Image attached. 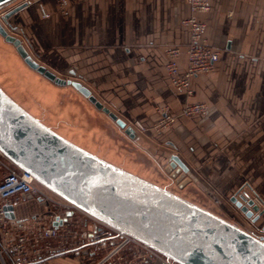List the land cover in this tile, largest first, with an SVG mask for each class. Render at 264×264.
Wrapping results in <instances>:
<instances>
[{"label": "crops", "instance_id": "obj_1", "mask_svg": "<svg viewBox=\"0 0 264 264\" xmlns=\"http://www.w3.org/2000/svg\"><path fill=\"white\" fill-rule=\"evenodd\" d=\"M65 3L60 13L56 0H32L13 14L11 26L40 65L81 83L125 123L140 121L150 128L163 106L175 118L160 134L150 130L133 138L113 121L106 155L139 177L169 183L164 168L176 155L192 179L180 190L196 195L193 203L264 237V214L252 224L231 202L242 194L264 202V0H209V11L198 18L219 57L212 72L191 79L189 98L172 87L165 70L171 46L181 49L180 73L186 65L185 0ZM45 13L48 18L42 19ZM186 102L204 103L206 111L181 116ZM44 205L21 201L13 207L14 217L48 215Z\"/></svg>", "mask_w": 264, "mask_h": 264}, {"label": "water", "instance_id": "obj_2", "mask_svg": "<svg viewBox=\"0 0 264 264\" xmlns=\"http://www.w3.org/2000/svg\"><path fill=\"white\" fill-rule=\"evenodd\" d=\"M14 1L0 0V10ZM26 5L16 6L0 20L7 24ZM0 36L31 70L54 84L71 86L125 135L134 137V130L88 88L59 78L34 61L1 23ZM0 152L53 194L175 264H264V237L86 151L28 113L1 87ZM169 160L164 171L182 189L192 180L189 170L176 155ZM231 202L252 223L264 214L246 194L232 197ZM3 209L5 217L14 218L13 206Z\"/></svg>", "mask_w": 264, "mask_h": 264}, {"label": "rangeland", "instance_id": "obj_3", "mask_svg": "<svg viewBox=\"0 0 264 264\" xmlns=\"http://www.w3.org/2000/svg\"><path fill=\"white\" fill-rule=\"evenodd\" d=\"M31 1L32 0H15L0 10V19L6 12L22 3H27L26 7H28ZM61 1L62 0H56V4L59 12L63 13L66 9V3L65 0L60 3ZM45 14L47 16L44 17V14H42V19L48 18V14ZM12 20L13 15L7 19V24L3 23L1 20L0 23L10 36H13L21 41V44L28 55L40 64L38 58H35L33 52H31V50H29L26 46L27 44L24 42L17 29L12 27ZM44 67L51 71L49 66ZM53 73L57 77L66 80L64 74L58 72ZM0 87L28 113L49 126L59 135L82 147L86 151L99 156L103 160L133 173L131 172L132 169L129 165H124L119 160H116L114 156L106 155V152H104L111 151V144L113 140L110 139L109 136H111V134L113 135V132L111 131L114 126L113 121L105 114H102L101 111L97 110L87 99L82 98L81 95L75 92L70 86L54 84L42 75L31 70L18 55L14 46L5 42L4 38L1 36ZM156 121L151 124L150 128L138 121L146 127L145 133L138 134V136L146 137L145 134H147L150 130L155 134H160L174 123L173 122L161 131H157L153 128ZM126 123H129V121H126ZM4 171L5 170H0V173H3ZM166 175L168 174L166 173ZM170 180L172 183H169L168 180L166 181L165 178L162 177H158L157 180L152 178L147 181H152L151 183L155 185L165 187L180 196H184L192 203L193 201L198 202V200L195 199L196 195L194 196L192 193H184L182 190L177 188L171 178ZM44 192L53 197V199H56V196L48 190H45ZM34 201L36 203L39 202L36 198H34ZM59 202L62 203V201ZM207 202L210 203V201ZM39 203L45 204L43 210H47V212L50 211V213H56L55 211L59 210L58 214H63L66 209V207H60L49 202L41 201ZM211 203L215 206L218 201H211ZM94 224L95 222L82 212L74 210L73 215L69 217V225L59 230L58 237L48 240L49 244L47 245H45V242L40 241L38 245L33 248L37 250L38 254H46V256L43 258L41 257L36 261H32L29 264H96L101 260V255H105L109 252V250L112 249L111 247H107V249L99 255V258L88 255V252L92 250L91 247L72 250L73 247L78 245L75 244V241L78 238V235L76 234H80L81 230H85L87 228L90 230ZM74 236L77 237L75 238ZM115 241L122 242L123 240L116 239ZM57 247L62 248V250L60 252L46 253V250L56 249ZM113 258L110 259L111 261L106 259L104 264H108L109 262L112 264H161V260L158 259L157 256L149 254L140 246L131 242L124 244L118 254ZM3 260L4 264H10L6 254H3ZM0 264H2L1 260Z\"/></svg>", "mask_w": 264, "mask_h": 264}, {"label": "built area", "instance_id": "obj_4", "mask_svg": "<svg viewBox=\"0 0 264 264\" xmlns=\"http://www.w3.org/2000/svg\"><path fill=\"white\" fill-rule=\"evenodd\" d=\"M62 2L63 0L60 3ZM185 2L189 12L188 16L182 20V24L187 28L189 33L188 42L183 49L186 65L183 72L180 73L179 58L181 56V49L177 46H171L166 51L167 62L165 70L172 87L189 98L193 94L190 83L191 79L195 76L212 72L218 60L219 51L208 44L204 36L205 23L198 18V15L209 11V0H185ZM46 16L44 14V17ZM157 111L159 118L153 125V128L161 131L172 124L175 118L169 113L167 106L160 107ZM205 111L206 105L204 103L186 102L180 110V115L192 117ZM125 124L131 127L136 134H143L146 131V127L138 121ZM0 170H5L3 173H0V260L2 264H4L3 254L9 256L14 264H29L46 256V254H38L37 250L33 248L40 241L45 242V245H47L49 244L48 240L58 237L59 230L69 225V217L73 215L74 210L82 212L94 221L95 224L93 225V229L89 230L87 228L81 230L80 234H76L78 238L75 244L78 245L73 247L72 250L91 247L92 250L88 252V255L99 258V255L107 247L112 248L105 255H101V260L96 264H104L106 259H112L118 254L124 244L130 242L140 246L149 254L157 256L161 260V264H175L151 248L84 213L59 196L54 194L56 199H53V197L44 192L48 189L38 184L30 173L15 166L1 152ZM34 198L39 202L53 203L60 207H66V209L63 214L49 213L48 215H32L18 219L15 217L12 219L5 217L3 209L5 205L14 207L21 201ZM252 199L260 209L264 207V202L257 197ZM59 201H62V203ZM74 237L76 238L77 236ZM116 239L123 241L116 242ZM61 250L62 248L57 247L56 249L46 250V253L60 252ZM108 264L112 263L109 262Z\"/></svg>", "mask_w": 264, "mask_h": 264}, {"label": "bare ground", "instance_id": "obj_5", "mask_svg": "<svg viewBox=\"0 0 264 264\" xmlns=\"http://www.w3.org/2000/svg\"><path fill=\"white\" fill-rule=\"evenodd\" d=\"M3 90V89H2ZM4 91V90H3ZM6 93V92H5ZM65 138V137H64Z\"/></svg>", "mask_w": 264, "mask_h": 264}]
</instances>
